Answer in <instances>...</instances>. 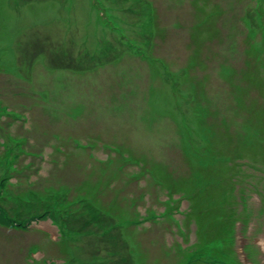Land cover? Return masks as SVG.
<instances>
[{
    "label": "rangeland",
    "instance_id": "rangeland-1",
    "mask_svg": "<svg viewBox=\"0 0 264 264\" xmlns=\"http://www.w3.org/2000/svg\"><path fill=\"white\" fill-rule=\"evenodd\" d=\"M244 161L264 177V0H0V264H174L228 235L234 173L264 264Z\"/></svg>",
    "mask_w": 264,
    "mask_h": 264
},
{
    "label": "trees",
    "instance_id": "trees-1",
    "mask_svg": "<svg viewBox=\"0 0 264 264\" xmlns=\"http://www.w3.org/2000/svg\"><path fill=\"white\" fill-rule=\"evenodd\" d=\"M26 156H29V155L26 154ZM244 164H245V162H244ZM245 169H249V170H252V171L255 170L254 168L251 169V168H248V167H246ZM247 174H250V173L247 172ZM245 176H246V174H245ZM260 178H262V177H260ZM235 183L237 184V190L241 192V195H238V197L240 198L241 201H243V199L246 198L245 195H244V192H245L244 189L249 190V188L251 187V183H247L246 182V184L240 185L237 178L235 179ZM96 197H98V196L95 195V197L91 198V199L95 200ZM235 202L238 203V201L236 199H235ZM228 212H229V208L226 207L225 211H222L220 213V215H213V216H215L216 218L217 217H220V218L222 217L223 220H225L228 217V215H229ZM231 214L232 213H230V215ZM216 234H219V232H216ZM56 241L57 240H54L51 237L48 238V242H50V243H53V242H56ZM251 247H252V251H254V252L256 251L257 252L255 246L253 247L251 245ZM187 254H190V250L187 251ZM231 254H232L231 249L228 248L227 246H222V247H220V246H211L210 248H208V257L206 259H203L202 261H200V259H196V260H193V261H188V263H187V262H185L183 260L181 261V258L183 257L182 256V257H179L177 262L180 263V264H217V260L216 259L218 257H222L223 256V260H225V264H233V260L231 258L232 255ZM185 256H187V255H185ZM23 259H25V256H23ZM167 264H170V263H167Z\"/></svg>",
    "mask_w": 264,
    "mask_h": 264
},
{
    "label": "clouds",
    "instance_id": "clouds-1",
    "mask_svg": "<svg viewBox=\"0 0 264 264\" xmlns=\"http://www.w3.org/2000/svg\"><path fill=\"white\" fill-rule=\"evenodd\" d=\"M17 228V227H16Z\"/></svg>",
    "mask_w": 264,
    "mask_h": 264
}]
</instances>
